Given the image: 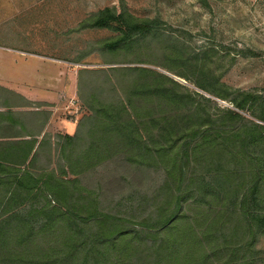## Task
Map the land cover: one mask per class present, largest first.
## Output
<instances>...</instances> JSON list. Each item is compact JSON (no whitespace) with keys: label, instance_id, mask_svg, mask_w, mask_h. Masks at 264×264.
Masks as SVG:
<instances>
[{"label":"trees","instance_id":"trees-1","mask_svg":"<svg viewBox=\"0 0 264 264\" xmlns=\"http://www.w3.org/2000/svg\"><path fill=\"white\" fill-rule=\"evenodd\" d=\"M157 25L81 22L110 34L93 45L112 67L78 69L74 134L0 156V264H264V97Z\"/></svg>","mask_w":264,"mask_h":264},{"label":"rangeland","instance_id":"rangeland-1","mask_svg":"<svg viewBox=\"0 0 264 264\" xmlns=\"http://www.w3.org/2000/svg\"><path fill=\"white\" fill-rule=\"evenodd\" d=\"M204 2L206 5L199 0H0V53L22 52L26 54L23 59L34 63L35 77H28V81L35 80L48 90L57 102L55 117L62 123L61 130L69 135L74 134L81 115L78 69L112 67L103 64L112 58L102 57L93 45L110 34L80 28L91 13L106 7H124L136 18L156 20L157 29L171 35L178 47L193 53L213 50L212 68L221 83L264 97V0ZM77 59L84 64H74ZM151 68L218 107L233 109L228 102L212 99L189 83ZM258 248L264 257V240Z\"/></svg>","mask_w":264,"mask_h":264},{"label":"crops","instance_id":"crops-1","mask_svg":"<svg viewBox=\"0 0 264 264\" xmlns=\"http://www.w3.org/2000/svg\"><path fill=\"white\" fill-rule=\"evenodd\" d=\"M25 56V53L9 50L0 53L1 157L20 153L17 143L30 139L40 141L50 132L69 135L61 130L62 123L55 117L57 102L50 97L48 90L37 85L35 80L34 83L28 81V77H35V65L23 59ZM9 65L20 70L12 71Z\"/></svg>","mask_w":264,"mask_h":264},{"label":"water","instance_id":"water-1","mask_svg":"<svg viewBox=\"0 0 264 264\" xmlns=\"http://www.w3.org/2000/svg\"><path fill=\"white\" fill-rule=\"evenodd\" d=\"M263 37H264V33H263Z\"/></svg>","mask_w":264,"mask_h":264}]
</instances>
